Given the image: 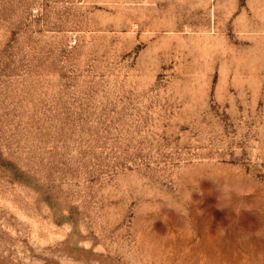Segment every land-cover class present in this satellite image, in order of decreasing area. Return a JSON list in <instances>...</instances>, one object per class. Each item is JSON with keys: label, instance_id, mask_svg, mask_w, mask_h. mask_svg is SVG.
I'll use <instances>...</instances> for the list:
<instances>
[{"label": "rangeland", "instance_id": "obj_1", "mask_svg": "<svg viewBox=\"0 0 264 264\" xmlns=\"http://www.w3.org/2000/svg\"><path fill=\"white\" fill-rule=\"evenodd\" d=\"M0 264H264V0H0Z\"/></svg>", "mask_w": 264, "mask_h": 264}]
</instances>
